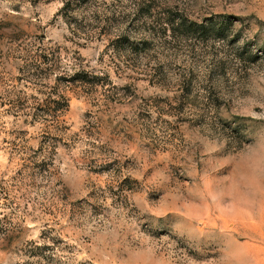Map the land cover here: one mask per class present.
<instances>
[{"label":"rangeland","instance_id":"374dc122","mask_svg":"<svg viewBox=\"0 0 264 264\" xmlns=\"http://www.w3.org/2000/svg\"><path fill=\"white\" fill-rule=\"evenodd\" d=\"M64 1L0 0V264H264V0Z\"/></svg>","mask_w":264,"mask_h":264},{"label":"trees","instance_id":"16d2710c","mask_svg":"<svg viewBox=\"0 0 264 264\" xmlns=\"http://www.w3.org/2000/svg\"><path fill=\"white\" fill-rule=\"evenodd\" d=\"M70 1L71 0H65L63 5L60 8L61 12H66L70 8ZM117 44H114L115 46H121L122 48L130 49V51H135L134 49H137L139 46H137V41H134L130 39L128 36L122 35L119 37H116L113 39ZM141 43H143L142 46H140V50L144 49L148 43L146 39L141 40ZM35 44V43H34ZM40 46V45H37ZM37 46L34 48L35 50L33 52L32 49L33 47H30V49L25 48V53H24V66H23V76L24 80L27 79H33L39 77L38 72H42L43 70L48 71V75L54 73L55 80L59 79H64L65 81H91V78H89V75L86 70L82 68H75V66H71L70 64L67 65V67H71V71H67V76H62L60 74L61 70L60 68L62 67V57L60 52H58L57 48L56 50H51L48 53H41L38 52ZM22 67V66H21ZM68 70V69H67ZM25 72V73H24ZM27 72V73H26ZM29 77V78H28ZM98 79L99 77L97 76H92ZM55 95L53 97H50L48 99H45L43 102H38L37 105H43L44 108H42L44 111L49 112V116L51 119V123L53 126L56 125V123L60 120L59 118V112L66 109L68 107V100L65 97V95L60 91V90H54ZM22 166H28L27 163H22ZM20 169V168H19ZM18 169V170H19ZM19 172V171H16ZM16 175L13 174L9 178H0V193L3 195H7L12 188L15 187V183L12 182L16 177Z\"/></svg>","mask_w":264,"mask_h":264}]
</instances>
